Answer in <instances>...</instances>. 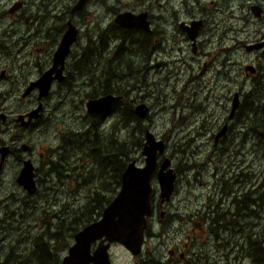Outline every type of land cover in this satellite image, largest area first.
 <instances>
[{
	"label": "flooded vegetation",
	"instance_id": "af4514ba",
	"mask_svg": "<svg viewBox=\"0 0 264 264\" xmlns=\"http://www.w3.org/2000/svg\"><path fill=\"white\" fill-rule=\"evenodd\" d=\"M78 1L64 0L62 9L61 4L50 3L51 0H40L39 3L36 0L35 6L40 11L33 13L28 7L29 0H14L9 7L0 12L4 21L11 22L0 24V149H6L3 159L0 151V185L8 161L14 160L17 168L12 177L17 186L26 193V198L35 197L37 194L43 196L40 191V182L42 184L44 179L41 178L40 173L45 176L50 175L61 183L63 178L69 177L64 174V171H74L80 166L77 162L81 157L72 160L66 151L69 146L71 151V140L70 144L64 145L63 151H61L62 147L55 149L53 146H49L47 150L48 162L46 161V163L42 161L37 164L32 158L34 154L38 153L36 145L31 144L35 131L40 125H50V127L53 125L55 110L62 103L57 101L51 107L50 100L54 87H58L59 92L69 93L70 90L72 91V81L80 86L74 95L78 97L79 101L84 102L86 112L83 118L87 116L92 119L93 117L105 118L113 112L112 108L117 100L112 104L110 110L103 113H90L86 109L88 100L106 95L100 94L87 98L88 94L93 93L91 89L95 83L97 84L95 88L106 83L105 78H102V61L94 56L101 57V52L109 42L116 41L114 46L118 48L121 39L125 38L124 42L132 48L133 55L141 54L148 64H150L152 56L156 57L154 58L155 69L159 67L157 61L162 56L168 58L172 54V51H169L168 55V48L174 49L172 55H177L178 51L184 53L180 59L171 58L166 62L183 64L182 62L192 60L194 56L189 52L186 58V50L181 45L185 42L190 46L192 54L200 56L196 62L204 60L198 64L199 68L201 67L200 70H203L204 67L211 70L216 59H219V66L223 69L225 65L229 66L231 59L230 49L225 50L227 48L225 36L221 35L219 30L210 27L209 36L204 37V41L200 42V36L208 31L207 26L210 19L207 15L211 10L206 12L202 10V16L199 17L193 10H187V3L190 0H114L111 7H108L106 0H85L81 7L76 8L75 5ZM15 3L19 6L14 10L12 7ZM253 6H258V14L253 12ZM250 10L258 18L264 16V6L259 2L251 4ZM52 11L59 13L53 15ZM126 11L133 14L144 13L148 29H141L137 26L125 27L115 22L117 15ZM183 16L186 19H183ZM6 17L11 19H5ZM109 17L110 20H108ZM94 19L96 33L92 36L87 29H83L82 23L86 25L88 21ZM44 22L46 23L43 27ZM194 22H200V24L199 27L197 26V33L191 38L188 28L192 27ZM216 23L221 26L218 20ZM69 25L76 29V39L65 57L61 71L62 80L58 81L54 78L48 93L40 97L39 88L34 83L44 72L52 68L54 53ZM223 27H227L229 30L226 22ZM211 35L212 39H209ZM215 35H218L219 39L215 40ZM257 44L259 47L248 48ZM245 47L248 51L257 49L264 54V41ZM40 50H47V54L42 57L39 54H34ZM41 58H43L42 61H40ZM239 67L243 74L242 80H244L237 90L230 87V69L225 73L226 78L223 86L225 96L223 95L224 105L222 108L223 111L227 110V115L225 114L219 128L211 129L208 133L209 139H213L215 145L211 151L212 159L210 161L220 155L224 159L227 158L226 154L231 156L229 159H233L232 156L241 155L242 151L228 152L227 148L223 146L233 135H236L234 139L239 145L247 140L249 134L254 135L250 138L255 141L264 139V136L261 135L264 134L262 120L248 123L250 115L253 116L257 113L264 115V60L260 59L256 63L250 62L242 66L239 65ZM148 70L147 67V73ZM217 73L223 74L221 69ZM54 75L56 73H53ZM180 75L184 77V74ZM170 78L172 75L168 80ZM95 79L96 82L93 81ZM107 94L115 95L114 93ZM136 104H144L149 112L148 105L144 102L133 104L134 108L137 106ZM233 107H235L234 110ZM75 108L78 109V106ZM36 110H38L37 114ZM246 111L249 113L245 114ZM45 112L48 113L47 117H45ZM242 129H245L244 132H241ZM147 130L149 129H146L145 132ZM69 133L73 134V132ZM161 140L167 148L168 137L162 135ZM220 143H222L221 146ZM257 148L259 150L246 151V154L254 153L256 158L260 157L262 149L259 145ZM258 153L260 155H257ZM39 155L42 156L43 153L40 152ZM242 156L245 157V153H242ZM159 158L160 156H158L157 168L161 163ZM27 161L32 167L35 182V190L32 192L24 189L17 181L25 166L24 163ZM69 165L71 168H66ZM170 166H172V161ZM177 168V166L173 167L176 180L170 198L162 199L157 197L156 190L153 192L151 213L146 218L142 250L138 255H132L138 257L134 264H264L263 253L260 250V247L264 246V238L261 236L263 234L261 229L264 228V207L258 203L259 191L264 187L263 182L256 184L254 180L245 178L251 187L242 190L240 179L243 176L246 177L245 174L251 176L252 173L241 171L235 174L227 179L232 181V184H226L225 180L221 181L216 176L218 181L211 183V188L206 190V193L199 194L194 201L191 200L189 203L186 200L177 199L179 192L176 188L178 180H180L179 174L176 172ZM214 169V173L219 170L218 167H214ZM52 174H56L58 177ZM191 180L197 181L194 177ZM30 198L23 201V206L27 205L26 202H30ZM21 217L23 216L21 215ZM30 217L31 215L27 218ZM50 225L48 224L46 228H49ZM46 237L44 235L43 239ZM32 249L34 250V246Z\"/></svg>",
	"mask_w": 264,
	"mask_h": 264
},
{
	"label": "rangeland",
	"instance_id": "374dc122",
	"mask_svg": "<svg viewBox=\"0 0 264 264\" xmlns=\"http://www.w3.org/2000/svg\"><path fill=\"white\" fill-rule=\"evenodd\" d=\"M13 1L0 0V12L9 7ZM39 1L37 0L38 3ZM256 2L264 6V0H190L187 3V10H193L195 15L199 17L202 16V10L204 12L211 10L207 15L210 19L207 26L208 31L202 34L199 40L203 42L204 37L209 36L210 27L214 28V30H219L221 35L224 34L225 44L227 45L225 50L230 49L231 59L229 66L225 65L223 69L219 66V59H216L211 70L208 67L200 70L201 67L199 68L198 64L204 62V60L196 62L200 56L192 54L191 48L186 42L181 45L186 50V58L188 52L194 56L192 60L182 62L183 64L166 62V60L171 58L177 57L180 59L184 53L178 51L177 55H172L174 49L167 47L168 55L169 51H172V54L168 58L162 56L157 61L159 63L157 69L154 68L155 56H152L150 64H148L141 54L133 55L131 53L132 48L129 47L128 43V51L115 48L116 41L114 40L109 42L108 46L101 52V57L98 55L94 56L98 60L101 59L103 64L109 59L114 67L119 66L120 69H124L129 83L131 81L134 84L132 88V85L130 88L128 86L130 92L126 100L132 105L142 101L149 108L147 117L140 118L136 115L137 122L130 121L127 127L122 126L120 123L117 124L116 128H112L111 125L119 117L118 111L115 110L103 118L102 129L104 133L112 135L111 138L114 141L116 140L115 144L123 140H127L128 143H134L135 135L139 134L136 127L140 124L143 126L142 140L144 141L146 129L153 132L158 139H161L162 135L168 137L167 148H165V152L162 155H159V161H162L164 157H168L172 161V167H178L176 172L179 174L178 178L180 177V180H178L176 188L177 192H179L177 199L186 200L190 203L199 194L206 193V190L211 188V183L218 181L216 176L221 181L225 180L226 184H232V181L227 179L241 171L253 174L251 176L245 174L246 177L243 176L240 179L242 181V190H247L251 187L245 181V178L254 180L256 184L262 182L264 184V149L260 150L262 155L258 158L255 157L254 153L246 154V151L254 152L258 149L255 140L250 138L254 136L253 134H249L247 140L241 145L235 141L236 135H233L232 138H229L223 144L228 152L242 151L241 155L232 156L233 159H229L231 157L229 154H226V159L220 155L214 157L213 161H210V159H212L211 151L215 148V145L213 139H209L208 135L211 129L220 127L225 114L227 115V110L223 111L222 108L224 105L223 95L225 96V88H223L226 78L225 73L230 69V77L232 79H230V87L233 90H237L244 80H242L243 74L240 72L239 65L242 66L250 62L256 63L260 59L264 60V54L261 50L252 49L248 51L245 49L247 45L264 41V16L258 18L250 10V5ZM29 3L30 12L40 11L35 6L36 0H29ZM50 3L61 4L63 9L65 2L64 0H51ZM106 4L111 7L114 4V0H106ZM57 13L59 12L52 11L53 15ZM107 15L111 17L110 14L107 13ZM110 17L108 20H110ZM5 19L11 18L6 17ZM183 19H186V17L183 16ZM216 20L221 26L216 23ZM225 22L229 30H227V27H223ZM2 23L11 22L9 20L4 21L3 16L0 14V24ZM45 23H43V27ZM38 24L40 25L41 23ZM94 24L95 19L88 21L86 25L82 23V26L83 29H87L88 33L93 36L96 33ZM209 39H212V35ZM214 39H219L218 35H215ZM120 52L121 54L118 55ZM34 54H39L42 57L47 54V50H40ZM42 60L43 58L40 59V61ZM147 67L149 68L148 73ZM219 69H221L223 74L217 73ZM180 74H184V77ZM171 75L172 78L168 80ZM106 80L108 78L105 77ZM93 81L96 82L97 80ZM114 81L117 84L118 78H114ZM72 82V91L70 90L69 93L59 92L58 87H54L52 90L51 107L57 101L62 103L55 110L53 125L51 127L50 125H40L32 137L31 144H35L38 151L32 158L37 164L42 161L46 163L49 146H53L55 149L62 147L61 151H63L65 144H70V140L73 142V136L69 132H80V128L85 123L83 119V115L86 112L84 102L79 101L78 97L74 95L80 86L75 84V81ZM96 85L95 83L92 88H95ZM83 89L85 90L86 88ZM87 90L89 91V89ZM75 106H78V109ZM47 115L48 113L45 112V117ZM254 116L250 115L249 124L257 121ZM244 130L242 129L241 132H244ZM61 137L68 141L65 143L61 142L63 140ZM144 141H142L139 149L136 144H133L129 154L130 161L135 160L138 165L144 164V157L141 154ZM219 145L221 146L222 143ZM66 151L72 160L79 158V156L72 155L70 146ZM40 152L43 153L42 156L39 155ZM242 153H245V157L242 156ZM257 155H260V153ZM77 164H80L77 170L64 171V174L69 175V177L63 178L61 183L50 175L45 176L40 173L41 178L44 179L42 184L40 182V191L43 196L37 194L35 197L26 198V193L17 186L12 177L16 172L17 165L14 160L8 161L3 175L4 178L0 185V264H26V261H29L28 264H35L36 259L33 256L34 254L32 255L33 244L31 245L30 242L42 234L47 229L48 224H51L49 226L51 228L50 231L54 232L56 224L60 220L63 219L66 223L72 222V218L76 216L74 211L81 210L88 203L90 195L94 191L100 192L99 190H101V194L107 197L117 194L119 188L115 194H112L111 191V188H115L114 183H111L110 188L108 185L105 190L102 188L101 182L104 180L98 175L96 162H90V159L82 160L81 158ZM214 167L219 169L216 173L213 172L215 170ZM66 168H71V166L69 165ZM91 169L97 171L96 178H87ZM193 177L197 181L191 180ZM152 185L158 197V184L155 176L153 177ZM188 190L192 191L189 192ZM259 193L258 203L264 207V187ZM29 198L30 202H26L27 205L23 206V201ZM202 200L204 201L205 199ZM29 215L31 217L27 218ZM261 230V233H264V228ZM67 235L65 234V243H68L69 247L73 243V236L70 237L68 235L67 237ZM262 235L264 236V234ZM65 243L61 242L58 247L60 248ZM68 247H61L58 253V249H54L52 246L53 257L61 262ZM260 250L263 253L262 257H264V246L260 247ZM12 251L18 256L15 258L13 256L9 257V254H13ZM109 253L112 264H134L138 260V257H133L127 249L118 243L111 244Z\"/></svg>",
	"mask_w": 264,
	"mask_h": 264
},
{
	"label": "water",
	"instance_id": "95a60500",
	"mask_svg": "<svg viewBox=\"0 0 264 264\" xmlns=\"http://www.w3.org/2000/svg\"><path fill=\"white\" fill-rule=\"evenodd\" d=\"M84 3L85 0H79L75 7H81ZM18 6L19 4L15 3L12 9L15 10ZM252 8L253 12L258 14V6ZM144 17V13L133 14L126 11L119 13L115 22L121 26H137L146 30L148 25ZM199 24L200 22H194L193 26L188 28L191 38L197 33ZM75 35L76 29L69 25L54 53L52 68L44 72L34 83L39 88L40 97L48 93L54 78L58 81L62 80L61 71L64 60L76 39ZM257 46L259 47V44L248 48ZM53 73L56 75L53 76ZM120 98V96L106 94L90 99L86 103V109L90 113H103L110 110L112 104ZM37 111H35L36 114ZM134 111L140 118H145L148 114L144 104L135 106ZM144 138L141 150L144 164L138 165L135 160L127 163L121 173L117 194L102 210L101 216L97 220L85 225L73 235V243L68 247L60 264H112L109 253L112 243L122 245L134 256L141 252L146 218L151 213V197L154 192L153 177H156L159 197L162 199L170 198L175 182V172L170 166V158L164 157L157 168L158 156L165 152V143L161 139H157L149 130L145 132ZM0 151L3 159L6 149H0ZM24 164L17 181L24 189L32 192L35 190L32 167L28 161Z\"/></svg>",
	"mask_w": 264,
	"mask_h": 264
},
{
	"label": "trees",
	"instance_id": "16d2710c",
	"mask_svg": "<svg viewBox=\"0 0 264 264\" xmlns=\"http://www.w3.org/2000/svg\"><path fill=\"white\" fill-rule=\"evenodd\" d=\"M124 40L126 39H121L119 43L120 46L118 48L119 50H121L123 47L125 51H128L127 43L124 42ZM120 54L121 52L118 53V55ZM111 68H115L116 70H112ZM105 77L108 78V80H106V83L97 88L91 89L93 93L88 94L87 98L96 97L100 94L103 95L107 93H114L116 96L121 97L116 101L115 105L112 108L113 112L117 110L119 113V117H117L114 124L111 125L112 128H116L117 124L120 123L122 124V126L127 127V125L130 124V121L137 122L138 119L136 116L137 114L133 110L134 107L132 104H130V102L126 100L130 92L128 86L130 88V86L132 85V88L134 84H132L131 81L129 83V80L127 79L128 76L126 75L125 70L120 69L119 66L114 67L108 59L104 64L102 63V78ZM114 78H118L117 84L114 81ZM248 113L249 111H246L245 114ZM254 117L256 118L255 120L259 122L262 120L261 123H264V115H262L261 113H257ZM103 118L93 117L92 119L89 116L83 118L85 123L80 128V132L73 131L71 152L74 156L81 157L82 160L90 159V162H96L98 175L104 180L101 182L102 188L105 190L107 185L110 188L114 183L115 188H111V191L112 194H115L116 190L120 187L121 173L127 163L130 161L129 154L131 153L132 145L136 144L137 148L139 149L142 144L143 126H141L140 124L137 125L136 128H138L139 134L137 133L135 135L134 143H128L127 140H123L122 142L115 144L116 140L114 141L111 138L112 135L105 134L102 129ZM261 135L264 136V134ZM61 139H63L62 141L65 142L63 137ZM255 144L259 145L261 149H264V139L255 141ZM180 169L183 170L182 168ZM97 171L95 169H91L87 178H96ZM99 191L100 192L94 191L90 195L88 203L84 207H82L81 210L74 211L76 216L72 218V222L66 223V221L62 219L56 224L54 232L50 231L51 228H47V230H45V233L40 234L35 238V240L30 242L31 245L33 244L34 246L32 255L34 254L33 256H35V264H59L58 259L54 258L52 255L53 252L51 251V247L53 246L54 249H58V253L61 250V247H68V243H65V234H68L70 237H72L82 227L92 221L97 220L100 216L101 211L109 204V202L114 197V195L112 197H107L104 194H101V190ZM44 235L47 236L46 239H43ZM261 236L262 238H264L263 235ZM61 242H64L65 244L59 248L58 246L61 244ZM12 253L13 254H9L8 256H13L14 258L18 256L13 251ZM28 262L29 261H26V264H28Z\"/></svg>",
	"mask_w": 264,
	"mask_h": 264
},
{
	"label": "bare ground",
	"instance_id": "6f19581e",
	"mask_svg": "<svg viewBox=\"0 0 264 264\" xmlns=\"http://www.w3.org/2000/svg\"><path fill=\"white\" fill-rule=\"evenodd\" d=\"M260 57V56H259ZM142 147H143V145H142ZM172 167V166H171ZM172 169H173V167H172ZM174 170V169H173ZM175 172V171H174ZM175 180H176V173H175ZM174 180V181H175ZM175 183V182H174ZM173 189H174V186H173Z\"/></svg>",
	"mask_w": 264,
	"mask_h": 264
}]
</instances>
